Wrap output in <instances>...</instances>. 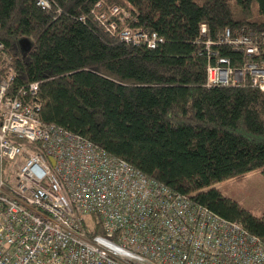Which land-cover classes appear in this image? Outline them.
Here are the masks:
<instances>
[{"label":"trees","instance_id":"16d2710c","mask_svg":"<svg viewBox=\"0 0 264 264\" xmlns=\"http://www.w3.org/2000/svg\"><path fill=\"white\" fill-rule=\"evenodd\" d=\"M49 1L44 11L35 0H0V80L14 76L10 94L38 82L43 124L86 138L264 244V216L213 188L264 174V91L208 87L206 47L242 67L243 53L216 43L228 29L264 32V0ZM114 7L129 13L120 28L163 43L150 49L108 33L96 15Z\"/></svg>","mask_w":264,"mask_h":264},{"label":"built area","instance_id":"2783aa9c","mask_svg":"<svg viewBox=\"0 0 264 264\" xmlns=\"http://www.w3.org/2000/svg\"><path fill=\"white\" fill-rule=\"evenodd\" d=\"M35 1L51 9L49 0ZM96 17L126 43L150 49L163 43L157 33L120 28L129 13L118 7ZM216 44L243 53L244 64L236 68L210 53L208 41L214 58L208 87L264 91V32L228 29ZM13 79L0 80V264H264V244L240 224L149 180L86 138L43 124L39 83L11 95ZM98 227L103 234L91 235Z\"/></svg>","mask_w":264,"mask_h":264},{"label":"rangeland","instance_id":"374dc122","mask_svg":"<svg viewBox=\"0 0 264 264\" xmlns=\"http://www.w3.org/2000/svg\"><path fill=\"white\" fill-rule=\"evenodd\" d=\"M257 218L264 216V174L255 171L213 187Z\"/></svg>","mask_w":264,"mask_h":264}]
</instances>
